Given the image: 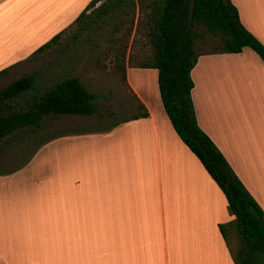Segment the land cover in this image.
Segmentation results:
<instances>
[{"label": "crops", "instance_id": "obj_1", "mask_svg": "<svg viewBox=\"0 0 264 264\" xmlns=\"http://www.w3.org/2000/svg\"><path fill=\"white\" fill-rule=\"evenodd\" d=\"M10 1L0 0V37L14 27ZM31 1L40 15L67 18L22 50V43L31 40L28 34L25 41L6 42L12 48L0 53L6 56L13 47L20 51L9 55L0 70L70 25L90 0ZM255 1L249 0L247 18L235 1L231 4L243 28L264 46V0ZM129 69L124 68L125 83L147 117L57 138L55 162L37 184L40 191L54 187V200L49 194V201L11 213L19 226L39 228L33 232L36 241L24 251L0 248V264H233L218 228L232 219L223 194L165 114L152 112L129 84ZM190 78L198 127L264 213V62L249 48L238 54L203 53ZM235 110L247 112L243 123L228 115ZM220 111H229L228 119L217 118L215 124L208 113L215 117ZM19 174L20 168L0 176V185L7 179L14 191H26L29 178Z\"/></svg>", "mask_w": 264, "mask_h": 264}, {"label": "rangeland", "instance_id": "obj_2", "mask_svg": "<svg viewBox=\"0 0 264 264\" xmlns=\"http://www.w3.org/2000/svg\"><path fill=\"white\" fill-rule=\"evenodd\" d=\"M142 1L148 4L151 0ZM229 1L230 3L235 1L241 16L247 18L251 1L250 3L249 0ZM254 2L256 1L253 0ZM8 5L13 12L12 19L15 23L14 27L10 25L12 32L1 31L0 45L3 47H0V51L8 52L12 48L9 43L6 45V42L16 43L23 38L25 41L26 37L31 40L22 43L20 50L32 46L42 38V31L51 32L57 27L58 21H65L67 18L40 15L31 0H11ZM91 10L92 8L86 14ZM147 12V9L141 7L134 12L121 13L117 19L109 16L102 22L88 27H83V22L79 25H68L63 29L57 44L34 56L29 54L0 76V89L22 76L32 75L34 78L32 89L11 103L16 110L24 109L25 104L33 96L42 95L56 82L67 77H76L93 96L92 103L96 106L95 113L90 116L44 117L39 129H24L0 141V176H7L20 168L17 178L28 177L31 186L36 185L34 188L28 187L26 191L24 189L14 191L9 187L10 182L7 179L3 186L0 185V248L11 249L12 252L24 251L30 243L36 241L32 240L33 232L39 228L36 227L34 230L27 225L19 226V218L16 220L11 213L15 210L23 212L30 208L27 207L29 205L39 206L50 198L49 194L54 200V187L52 191H40L37 184L45 175V169L51 168L55 162L57 138L69 137L63 135L67 133H80L82 136L83 132L108 130L115 126L116 122L141 112L121 77L120 67L130 68L129 84L149 104L151 111L155 114L160 111L164 115L157 94L156 71L154 70L153 76L152 69L137 67L142 61L151 58V48L144 36ZM25 30L28 33H25ZM216 47V39L204 31L194 42V51L199 55L209 53ZM15 50L13 47L6 56L5 52H1L0 64L11 58L9 55L20 51L19 48ZM247 99L252 100V97ZM214 108L220 110L217 104H214ZM228 112L220 111L215 117L212 116L214 113L208 114L217 124L219 118L225 121L228 119L225 115ZM228 115L231 118L234 116L238 123H243L247 112L235 110L234 115L231 112ZM43 188L49 187H41ZM230 233L233 235L227 233V239L233 252L235 236L233 232Z\"/></svg>", "mask_w": 264, "mask_h": 264}, {"label": "trees", "instance_id": "obj_3", "mask_svg": "<svg viewBox=\"0 0 264 264\" xmlns=\"http://www.w3.org/2000/svg\"><path fill=\"white\" fill-rule=\"evenodd\" d=\"M141 7L148 10L144 36L151 58L137 67L156 70L158 97L167 120L225 198L232 219L218 228L233 264H264V213L198 127L190 97V70L199 55L194 51V42L203 31L217 41V47L208 54H238L249 48L264 62V46L243 28L229 0H151L148 4L142 0H90L70 25L83 22V27L92 26L109 16L117 19L119 14ZM62 32L54 34L30 56L57 44ZM11 67L1 69L0 76ZM120 71L125 82L124 68L120 67ZM33 84V76L26 75L0 89V141L24 129H39L47 116H90L96 111L93 96L76 77L56 82L42 95L33 96L24 109H14L11 103L31 90ZM138 107L141 112L130 119L147 117L143 107ZM230 231L235 236L233 252L227 239V233L233 235Z\"/></svg>", "mask_w": 264, "mask_h": 264}]
</instances>
